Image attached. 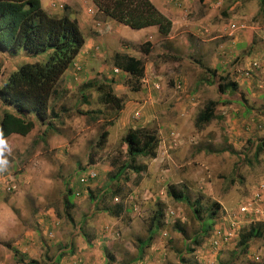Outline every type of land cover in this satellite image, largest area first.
<instances>
[{"label": "rangeland", "instance_id": "1", "mask_svg": "<svg viewBox=\"0 0 264 264\" xmlns=\"http://www.w3.org/2000/svg\"><path fill=\"white\" fill-rule=\"evenodd\" d=\"M149 1L156 9L162 2ZM166 1L177 10L161 12L170 26L177 16L186 21L158 35L162 43L154 41L143 53L136 30L103 16L90 0H55L54 7L81 22L83 44L49 99L56 116L42 125L32 118L26 135L0 139V264H18L12 249L37 264H54L59 252L57 264H104L102 248L111 264H264V231L245 249L236 244L250 222L264 219V150L255 149L264 136V0ZM114 52L141 59L143 77L114 71ZM36 56L9 58L16 69ZM0 65L3 73L11 62ZM219 75L234 80L237 90L219 95ZM98 83L111 87L120 109L101 102ZM209 99L217 101L215 115L195 127ZM135 127L154 132L155 156H136L134 164L144 170L124 169L111 180L109 174L130 161L121 138ZM103 130L105 142L96 147ZM83 165L94 178L80 184ZM168 185L189 202L169 196ZM115 187L119 192L111 195ZM246 201L258 211L241 214L238 206ZM214 203L218 209L209 218ZM115 205L121 206L117 215L101 209ZM158 209L161 225L137 258L136 238L145 237ZM194 234L202 241L190 252Z\"/></svg>", "mask_w": 264, "mask_h": 264}, {"label": "trees", "instance_id": "2", "mask_svg": "<svg viewBox=\"0 0 264 264\" xmlns=\"http://www.w3.org/2000/svg\"><path fill=\"white\" fill-rule=\"evenodd\" d=\"M198 1L202 2L203 0ZM91 2L97 12L130 29L152 25L156 27L158 35L161 36L169 31L170 20L156 9L149 0H91ZM61 8L64 6L61 5ZM61 12L60 15L47 13L41 7L40 0H0V64H3L4 60L11 62L10 68L3 73L0 69V76L3 77L0 80V134H2L0 139L10 134L26 135L33 128L32 118L42 125L48 116H56L52 107H49V99L58 92L56 83L63 78L62 74L72 66L73 60L83 44V37L76 19L70 18L69 13L64 10ZM150 47L151 44L147 40L140 44L143 53H147ZM18 52L33 56L43 54L44 57L36 56L34 57L35 60L31 62L23 61L14 69V63L9 57ZM111 60L113 69L115 68L116 71L121 70L135 79H140L144 75L143 62L135 56L123 52H114ZM90 84L91 82H86L83 86L88 87ZM95 89L99 92L101 102L118 109L121 108L120 98L112 93L111 87L107 83L95 84ZM216 90L219 95L233 93L237 90V83L227 79L225 75H219ZM216 104V100H207L197 111L193 125L198 127L210 121L215 115ZM106 135L107 131L100 132L95 143L96 147H101L104 144ZM121 141L125 143V152L130 161L123 163L120 170L118 169L114 174H109L108 177L111 180L116 179L124 169L134 173L144 170V165L134 164V158L136 156L153 158L158 140L150 129L135 127L128 129ZM255 149L256 151L264 150V136L260 138ZM89 162L91 163V160H88ZM88 166L83 165L78 170L80 172L78 178L86 176V182L92 181L94 178L87 177V173L93 171ZM78 182L83 184L81 181ZM108 190H110L111 195L119 192L118 187ZM166 192L175 200L189 202V198L172 185L167 186ZM71 195V190L67 188L64 197L67 208L72 206L69 200ZM89 197L92 199L93 195L89 193ZM98 200L102 201L103 198L99 197L96 201ZM213 205L214 207L209 212V218L218 209L216 203ZM101 209L111 215H117L121 211V206L115 205ZM241 214L246 215L248 213L243 212ZM160 217L161 214L158 209L147 222L145 237L143 239L136 238L137 258H141L143 247L150 243L154 232L159 229ZM210 227L211 224L209 223L207 228H202L201 233H206ZM177 229L182 235L185 234L182 228L178 227ZM263 231L264 221L250 222L247 229L239 233L236 244L241 249H245L249 239L262 237ZM201 241V236L194 234L189 240L192 246L187 247L186 250L193 251ZM102 250L104 252V264H111L112 255L105 251V248ZM12 254L16 257L15 261L18 264H37L34 259L24 261L23 258L25 257L19 254L16 249H12ZM62 255V252L57 253L52 262L57 264Z\"/></svg>", "mask_w": 264, "mask_h": 264}, {"label": "crops", "instance_id": "3", "mask_svg": "<svg viewBox=\"0 0 264 264\" xmlns=\"http://www.w3.org/2000/svg\"><path fill=\"white\" fill-rule=\"evenodd\" d=\"M151 1H153V0H151ZM54 2H55V0H49V2L47 3V9L44 8V10L47 13H49V14H53L54 13V14L60 15L62 12H61V10L59 9L58 6H55V7L53 6V8L50 7L51 6L50 4H55ZM40 3H42V0H40ZM90 4L93 5L92 2H91V0H90ZM170 4L171 3H169L168 1L162 0V2L161 1H158V5L157 4H155V5H156L157 9L160 12H162L164 15L167 16L168 13H171V14L172 13H177L176 12L177 10L175 9L176 11H174V8H173L172 4L171 5ZM53 9H55L56 11H53ZM68 13H69V16H71L73 18L75 17L74 15H72L71 12H68ZM76 19H77L78 25L80 26L81 25V22L78 21V18L77 17H76ZM185 21L186 20L184 19V17H181V16L180 17L177 16L175 19L174 18H171V22L172 23H171L170 29H172L174 27V24L175 23H178L179 22L180 23L179 26H181L183 23H185ZM135 30H136L135 33H138L137 34L138 37L141 40H143V41H145V40L149 41L151 43V46H152V43L154 41H158L159 43H162L161 38H158L159 36H158L157 29H156L155 26H152L151 25V26H147V27H143V28H139V29H135ZM65 72H67V70ZM64 73L62 75H64Z\"/></svg>", "mask_w": 264, "mask_h": 264}, {"label": "built area", "instance_id": "4", "mask_svg": "<svg viewBox=\"0 0 264 264\" xmlns=\"http://www.w3.org/2000/svg\"><path fill=\"white\" fill-rule=\"evenodd\" d=\"M251 65H252V67H253V66L255 67V63H254V62H251ZM252 69L255 70V68H252ZM113 70L116 71L115 68H114ZM93 176H94V173H93L92 171H89V172L87 173V177L93 178ZM78 180L81 181V182L84 184V183L86 182V176L80 177V178H78ZM256 198H258V192L253 193V196H252V198H251V202L253 203V202L255 201ZM113 199H114V200H117L116 197H113ZM253 209H255V211H258L254 205L250 204L249 201H248V202L246 201V202H244V203H241V204L238 206V211H239L240 213H243V212L251 213L250 210H253ZM263 221H264V219H263ZM223 237H225V236H223ZM221 239H222V238H221ZM216 242H217V241H216ZM216 242H215V240H214L212 243L215 244Z\"/></svg>", "mask_w": 264, "mask_h": 264}, {"label": "clouds", "instance_id": "5", "mask_svg": "<svg viewBox=\"0 0 264 264\" xmlns=\"http://www.w3.org/2000/svg\"><path fill=\"white\" fill-rule=\"evenodd\" d=\"M52 5V4H51ZM94 6V5H93ZM0 135H2V134H0Z\"/></svg>", "mask_w": 264, "mask_h": 264}]
</instances>
